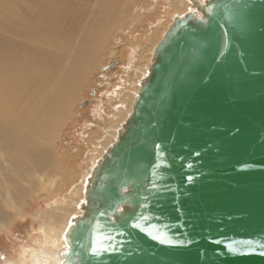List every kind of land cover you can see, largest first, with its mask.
Returning <instances> with one entry per match:
<instances>
[{
	"label": "water",
	"instance_id": "95a60500",
	"mask_svg": "<svg viewBox=\"0 0 264 264\" xmlns=\"http://www.w3.org/2000/svg\"><path fill=\"white\" fill-rule=\"evenodd\" d=\"M189 1L196 11L156 45L131 114L86 180L61 264H264V0H241L243 34L202 27L209 5L218 16L236 0ZM236 240L255 241L253 254L230 252ZM93 245L109 251L93 256Z\"/></svg>",
	"mask_w": 264,
	"mask_h": 264
},
{
	"label": "bare ground",
	"instance_id": "6f19581e",
	"mask_svg": "<svg viewBox=\"0 0 264 264\" xmlns=\"http://www.w3.org/2000/svg\"><path fill=\"white\" fill-rule=\"evenodd\" d=\"M197 1L203 4L206 0ZM143 3L0 0L1 231L10 227L7 222L12 213L27 212L32 199L62 187L66 163L72 156L58 147L57 138L66 128L75 101L86 89L98 61L113 49L108 38L121 35L117 49L111 52L113 64L123 63L122 45L129 47L124 50L127 61L121 84H109V99L113 102L95 116L93 127L101 134L98 138L93 137L94 132L86 134L88 146L77 164L80 172L73 178L75 182L32 213L37 228L5 264H61L62 253L67 250L64 234L69 222L82 214L86 180L131 114L140 84L153 63L156 45L174 18L196 11L189 0H151L147 6ZM160 7L163 12L158 13ZM148 25L140 37L134 34L136 28Z\"/></svg>",
	"mask_w": 264,
	"mask_h": 264
},
{
	"label": "rangeland",
	"instance_id": "374dc122",
	"mask_svg": "<svg viewBox=\"0 0 264 264\" xmlns=\"http://www.w3.org/2000/svg\"><path fill=\"white\" fill-rule=\"evenodd\" d=\"M140 2H144L143 5L147 6L151 3V0H136V3H138L136 5L139 6ZM157 12H163V8L160 7ZM149 21L151 23L152 19ZM150 26L151 25H148L144 28L138 27L134 31V34L140 37ZM117 35L119 36L114 37L112 40H110V37L108 38L111 48L113 49L110 50V54H106V57L103 56L98 61V65L96 66L86 89L83 90L80 97L75 101V108H72L69 118L70 120H68L66 128L57 138L58 147L65 149L68 154L72 156L70 157V162L66 163L67 166L64 174L66 173L67 176L65 177L63 183L65 187L62 185L60 189H55V192H49L48 190L44 193H41L40 198L32 199L30 201V205L26 207L27 212L21 215H18V212L11 214V221L7 222V224H10H8L10 226L8 227V230H0V264H5L9 260L11 261L19 244L21 242H28L30 236L33 235L34 229L37 228L38 223H36L34 219L31 218L32 213L43 207L49 198L64 193L66 189L73 182H75L74 179L80 172L78 170L79 168H77V164L82 159V157L85 156L86 147L88 146L86 143V134L88 132H94L96 135L93 137L98 138L100 136L101 131L93 127V125H95V116L99 110H104L110 106L108 104L113 102L109 99L110 92L112 91V88L109 84H121L124 65L127 61L126 51L124 50H127L129 47L126 48L125 45H122L123 54L120 53V56L122 57L123 63L120 62L122 63L120 65L119 62L115 64L110 62L112 60L111 55H113L111 52H114V50L117 49V41H119V37H121L119 33ZM122 43H126L127 45V43H130V41H124ZM51 194L52 196H49Z\"/></svg>",
	"mask_w": 264,
	"mask_h": 264
},
{
	"label": "snow or ice",
	"instance_id": "6c2138e0",
	"mask_svg": "<svg viewBox=\"0 0 264 264\" xmlns=\"http://www.w3.org/2000/svg\"><path fill=\"white\" fill-rule=\"evenodd\" d=\"M191 11V9H190ZM247 11H248V5L246 3H241V0H236V3L232 6H224L223 9V15H218V16H213L214 9L211 5L207 7V14L209 19L207 21H204L203 26H206L207 24L211 23L212 21H221L219 22L218 26L221 29H231L232 33H240L243 34L245 31H247L248 27V20H247ZM201 40L206 39L204 36H200ZM198 63V61H197ZM156 149H160V145L157 144ZM157 155L162 157L163 153L160 151H157ZM195 155H200V153H195ZM154 169L156 168H161L162 164L161 163H156L154 164ZM186 167H192L191 164L186 165ZM155 175H159V173H155ZM188 182L191 183L192 177L189 176ZM165 190H167V186H165ZM142 219L147 220V217H142ZM75 218H73V221ZM73 221L69 222L68 228L69 232L76 226ZM134 229L144 232V234L148 235L150 238L153 240H156L160 243H168L171 244L172 242L168 239V236L166 232L162 231L159 228H156L155 225H152L151 228H149L147 225L142 224L139 219H136V221L131 225ZM67 235V234H66ZM73 238H78V237H73ZM69 241H65L66 247L68 246ZM256 242L253 240H236V241H231L227 244V248L230 252L234 254H239V255H249L253 254L252 251H248L246 249H252L253 245ZM113 252L116 251V249L113 247L111 249ZM109 251L108 248H104L102 246H96L93 245L91 248L90 254L95 256L98 255L101 252H107ZM261 255H264V252L260 253ZM65 257L69 255L68 252L64 253Z\"/></svg>",
	"mask_w": 264,
	"mask_h": 264
}]
</instances>
